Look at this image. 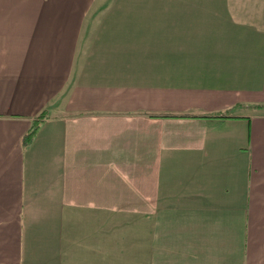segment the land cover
Wrapping results in <instances>:
<instances>
[{
    "label": "crops",
    "instance_id": "obj_1",
    "mask_svg": "<svg viewBox=\"0 0 264 264\" xmlns=\"http://www.w3.org/2000/svg\"><path fill=\"white\" fill-rule=\"evenodd\" d=\"M263 15L0 0V264H264Z\"/></svg>",
    "mask_w": 264,
    "mask_h": 264
},
{
    "label": "trees",
    "instance_id": "obj_2",
    "mask_svg": "<svg viewBox=\"0 0 264 264\" xmlns=\"http://www.w3.org/2000/svg\"><path fill=\"white\" fill-rule=\"evenodd\" d=\"M41 117H44L43 113L41 114ZM39 122H40V119L38 120L37 123H34L30 127V129L23 135V138H22L23 147H26L27 145H29L32 142L34 135L36 133V130L38 128Z\"/></svg>",
    "mask_w": 264,
    "mask_h": 264
},
{
    "label": "rangeland",
    "instance_id": "obj_3",
    "mask_svg": "<svg viewBox=\"0 0 264 264\" xmlns=\"http://www.w3.org/2000/svg\"><path fill=\"white\" fill-rule=\"evenodd\" d=\"M264 16V15H263ZM259 25L264 26V22H261Z\"/></svg>",
    "mask_w": 264,
    "mask_h": 264
}]
</instances>
